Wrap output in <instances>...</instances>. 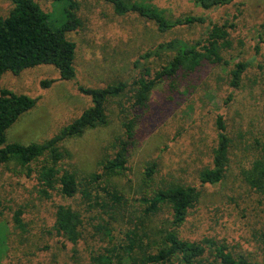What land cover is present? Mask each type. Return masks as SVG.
<instances>
[{"label": "rangeland", "instance_id": "obj_1", "mask_svg": "<svg viewBox=\"0 0 264 264\" xmlns=\"http://www.w3.org/2000/svg\"><path fill=\"white\" fill-rule=\"evenodd\" d=\"M36 1L52 20L63 22L65 1ZM77 1L81 24L67 33L76 47L74 79H61L58 70L50 64L26 68L18 74L6 71L1 75V88L38 98L35 105L7 129L6 141L43 142L58 133L91 105L90 96L79 92L77 85L100 87L117 81L127 82L128 87L123 92L107 101V123L60 142L64 166L79 178L93 172L102 174L97 189L108 182L115 184L125 200L120 220L130 224L142 222L148 231L151 249L160 243L161 232L171 228V211L163 204L157 212L146 215L140 198L172 184L194 185L201 190V197L176 228L180 238L209 237L224 243L233 255H243L263 264L264 193L250 189L241 172L264 147V0H234L210 10L201 9L194 0H136L157 6L167 17L187 14L206 17L204 24L178 26L164 33L158 32L152 21L134 12L116 15L105 0ZM10 9L8 0H0V15H7ZM223 22L234 23L232 46L226 54L228 65L210 66L208 74L194 82L165 78L157 83L149 94L151 106L167 98L173 84L178 89L174 93L176 99L169 101L165 114L154 126H144L143 121L135 125L126 171L116 175L104 173L102 162L114 155L118 139L126 137L122 118L128 120L134 114L131 83L142 69L136 65L139 55L163 40L200 39L208 25ZM256 44L260 45L258 51ZM166 58L165 55L149 58L145 65L155 69ZM237 60H247L250 65L239 89L232 91L228 88L227 76L230 64ZM47 80L52 82L43 85L42 81ZM216 113L223 114L234 140L229 167L221 182L201 186L198 172L205 166V153L214 139ZM42 163L40 158L31 164L33 175L30 177H26L24 168L14 161L0 164V212L3 215L22 208L25 220H35L40 212H47L33 179ZM152 163L155 173L147 179L144 170ZM42 226L46 227L45 221ZM143 241L146 244L147 239L143 237ZM205 255L209 258L208 253Z\"/></svg>", "mask_w": 264, "mask_h": 264}, {"label": "trees", "instance_id": "obj_2", "mask_svg": "<svg viewBox=\"0 0 264 264\" xmlns=\"http://www.w3.org/2000/svg\"><path fill=\"white\" fill-rule=\"evenodd\" d=\"M8 1L10 11L5 16L0 15V78L6 71L18 74L26 68L50 64L58 70L61 79H74L76 47L67 33L81 24L78 1L63 0L66 5L61 23L52 20L36 0ZM105 1L116 15L134 12L152 21L160 33L206 21L204 15L167 17L157 6L144 1ZM194 1L201 9L210 10L234 0ZM236 17L234 14L233 18ZM233 28L234 23H211L200 39L163 40L139 55L136 65L143 70L131 83L134 114L128 120L122 118L126 137L118 139L114 155L102 162L104 173L116 175L126 171L135 125L143 121L144 126H154L165 114L169 101L176 99L174 93L178 89L173 84L170 95L151 106L149 94L157 83L165 78L194 82L199 76H206L210 66L228 65L226 54L232 46ZM255 49L258 51L260 45L256 44ZM161 55L167 58L158 68L145 65V60ZM249 65L247 60L230 64L229 89H239ZM262 69L264 73V64ZM51 82L42 81V84ZM127 87L128 83L122 81L100 87L77 85L79 92L90 96L91 105L51 138L29 144L7 142L6 131L23 112L35 105L38 98L0 87V164L14 161L24 168L26 177H30L33 175L31 164L42 158L43 163L33 179L47 208V212L38 214L37 220H25L22 208L6 215L0 212V264H260L243 255H233L224 243L209 237L201 240L180 238L176 228L186 220L188 210L201 197V190L194 185L172 184L140 198L146 215L157 212L163 204L171 211V228L161 232L160 243L151 249L150 237L142 222L130 224L120 220L125 200L115 184L108 182L99 190L96 184L102 174L93 172L86 178H79L64 166L60 142L107 123V101ZM232 95L229 94L228 100ZM214 132L211 147L205 153V166L198 172L201 186L221 182L229 167L234 140L222 113L214 115ZM154 173L153 163L145 167L147 179ZM241 175L250 189L264 193V147ZM88 213H95L96 218ZM43 221L46 227L42 226ZM143 237L147 239L146 244ZM261 255L264 264V234Z\"/></svg>", "mask_w": 264, "mask_h": 264}]
</instances>
